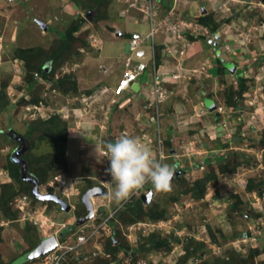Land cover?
Returning a JSON list of instances; mask_svg holds the SVG:
<instances>
[{
	"label": "rangeland",
	"instance_id": "obj_1",
	"mask_svg": "<svg viewBox=\"0 0 264 264\" xmlns=\"http://www.w3.org/2000/svg\"><path fill=\"white\" fill-rule=\"evenodd\" d=\"M108 1L109 4L101 8L106 19L96 25L92 22L94 13L82 6H75L74 0H0V90L5 85L4 91L9 99V106L0 112V195L2 186L12 182L5 168L8 157L15 153L17 155H13L14 159L21 160L25 144L20 138L32 126L37 127V130L33 134L34 145L28 156L30 160L32 156L41 160L34 167L47 169L48 179L57 174H67V178L73 180L70 183L80 191L79 196H74L73 193L78 190L71 189L69 193L73 195L66 198L75 207L71 213L63 211L53 201L47 204L35 203L34 208L39 210L32 214L36 217L38 215L36 226L26 221L22 213H19L17 219L12 212L0 210L1 263H10L26 251L39 246L59 224L75 220L76 211L81 214L86 212L81 198L91 180L86 177L97 178L109 186L108 178L103 177L104 171L110 167V161L102 154L105 151L104 144L127 134L140 138L151 148L156 159L175 164L176 174L192 169L188 174H175L169 191H160L152 186L153 190L141 194L144 210L148 212L159 206L166 212L164 219L156 221L146 218L127 226L121 222L115 225L114 238L119 244L127 243L128 251L119 250L116 254L111 253L109 258L103 257L101 252H105L110 239L103 235L85 249V257L75 259L71 264H180L190 239L204 245L186 264H262L264 148L257 145H261L264 138V0H162L161 10L156 17V28L160 30L156 41L165 42L163 32L176 27L177 32L185 31L187 36L197 42L195 46L200 44L201 48L191 59L188 51L192 53L196 48L189 42L184 56L187 60L182 61L181 79L171 88L175 93L159 105L158 111L153 108L151 117L155 119L154 123L145 115L140 116L139 110L127 108L124 111L119 109V105H113V91L124 75L129 55L134 63H148L150 73H154V68L151 65L150 42L144 47V58L138 59L137 53L131 52L130 38L136 34L144 36L149 29L144 14L130 6L135 3L134 0ZM203 8L206 13L215 14L218 26L215 33L210 30L206 32L200 22ZM127 10H130L132 16H129L131 14ZM80 18L85 23L75 36L90 32L87 37L89 46L69 56L57 69L53 80L40 78L36 72L28 73L23 61L21 65L17 63L16 51L20 48H41L43 52L51 53L57 47L59 38L66 36L73 21ZM116 21L123 30V36L113 38L112 34L103 29L114 32L115 28L111 26ZM7 22H11L9 29ZM12 22L17 34L13 40L10 37L14 28ZM95 31L105 34V50L91 47V40L97 39L92 35ZM96 41L94 44H98ZM178 44L182 46L183 41ZM157 48L161 53L160 66L171 62L178 64L173 56L164 57L163 45ZM215 48L221 54H217L219 52ZM97 51L109 59L100 58ZM94 55H97L96 61ZM218 56H222L229 69L226 74H222L221 80V75L217 74L218 62L215 61ZM46 58L44 53V57H37L36 60L41 63ZM231 63L235 67L233 71L230 69ZM105 66L109 67L107 73H103ZM203 66L208 68L207 74H190L186 71H201ZM47 70L49 72L50 67L47 66ZM175 73L179 74L180 71L169 74ZM30 76L37 77V84L33 88L29 83ZM65 76L77 79V93L67 94L58 88L57 81L63 80ZM148 76L147 71L138 80L146 92L151 87ZM239 78L246 80L247 92L243 100L235 98L238 101L235 107H229L226 103L227 94L232 87L235 91L239 90ZM171 81L177 82L173 78H170ZM221 81L225 84L221 85ZM104 85H110L112 90L106 88L103 91ZM203 92L207 95L214 92V99L218 96V99L209 102L214 109L206 107V101L214 99L203 97ZM34 100L38 102L33 103ZM22 101L27 104H22ZM221 106L224 108L222 112L218 110ZM157 113L160 114L159 118L155 117ZM55 116L67 126L68 139L65 142L55 140L46 131L48 121ZM74 128L83 138L86 137V131L89 133L83 145H80L78 137L73 139ZM143 134L147 138L143 139ZM160 139L163 141V160L160 159ZM168 139L171 145L167 143ZM18 146L21 151L16 149ZM64 149L65 163L60 153ZM220 157L228 158L232 164L244 159L250 160L252 164L249 167L241 166L236 172L218 173L216 182L207 184L202 200L185 193L186 188L193 187L197 180L210 175L207 160L211 161L212 168H220ZM250 180L260 182L261 188L249 192L247 184ZM114 189L115 185L109 186V193ZM58 194L65 199L64 193ZM146 195L149 201L144 197ZM233 195H238L242 200L239 208H235L237 199ZM136 198L134 195L133 200ZM93 202L98 217L110 214L118 206L113 200L110 203L108 196L94 198ZM127 208L125 204L118 209L117 218ZM132 225L135 228L129 231ZM117 232L120 233L118 237ZM211 232L217 241L213 240ZM153 233L169 239L171 249L143 250L144 245L148 249L146 238ZM96 246H99L98 250ZM254 250L259 252L252 257ZM26 259L27 264L40 262L37 258ZM21 260L24 261V258Z\"/></svg>",
	"mask_w": 264,
	"mask_h": 264
},
{
	"label": "trees",
	"instance_id": "obj_2",
	"mask_svg": "<svg viewBox=\"0 0 264 264\" xmlns=\"http://www.w3.org/2000/svg\"><path fill=\"white\" fill-rule=\"evenodd\" d=\"M162 2V0H161ZM75 6H82L86 8L87 10H91L94 13V17L92 18V22H94L96 25H98L99 22L102 20H105L106 14L102 13L103 7L107 6L109 4V1L107 0H74L73 2ZM215 14L214 13H209L205 16L200 17V22L203 27L209 29L212 33H215L217 31V24L215 23ZM85 23V20L83 18L74 20L73 23L70 25V27L66 31V36L63 38H59L57 42V47L51 52V53H46L43 52L41 48L38 49H27V48H20L16 51V57L21 59L23 62L26 64V69L28 73H34L36 72L40 78H43L45 80H53L54 76L57 72V69L60 68L65 61L69 58V56L77 53L80 51L82 48H87L89 46V42L87 41V37L89 36L90 32H82L79 36H75L77 32L80 31L81 27ZM187 36V35H186ZM187 41H194V38L187 36ZM80 43V44H79ZM79 45V46H76ZM76 46V48H75ZM158 49V48H157ZM44 53L46 54L47 58L44 60V62L39 63L38 60H36L37 57H44ZM159 59L160 56L157 57V67L160 66L159 64ZM216 62H218V72L217 74H220V80L222 78V74H226V72L229 71V69L226 66V63L219 57L217 58ZM49 63V65H47ZM50 67V71L48 72L47 66ZM240 79V78H239ZM29 83L31 88H33L37 84V77L30 76L29 78ZM59 83L58 88L65 93L69 92H78V83L77 79L75 77L71 76H65L63 80L57 81ZM221 85H224L225 83L223 81L220 82ZM168 88H172L173 85H165ZM4 88L0 90V112L6 109L9 106V99L6 95V92L4 91ZM231 92H228L227 94V101L226 103L228 104L229 107H235L238 104V101L235 100H243L246 92H247V86H246V80L245 79H240V85L238 87L239 90L235 91L234 87L230 88ZM214 92L210 93L208 95L210 98L214 99ZM213 101V100H209ZM38 102L37 100H34L33 103ZM30 103V102H29ZM22 104H27L26 101H22ZM43 124L42 122H40ZM47 123V122H46ZM48 128L46 129L47 133L50 135H53L55 140L60 139L61 141L65 142L67 138V126L64 124V122L61 121L60 118L57 116L50 118L48 121ZM44 126V124H43ZM65 129V130H64ZM37 130V127L32 126L29 132H27L26 135L21 136L20 141L25 144V150L22 152V155L20 156L21 161H24L27 172L26 174L24 173V166L17 162V160L14 159L13 155H17L13 153L8 157V162L5 166V168L9 171V175L12 179V182L6 183L2 186L1 190V195H0V210L3 212L5 211L6 213L12 212L13 215L18 219V215L20 211L18 209H15L13 206V201L14 199L19 195V194H26L29 195L33 198L34 204L38 202H43L41 201L40 198H38L34 194V190L37 186L47 182L49 179L47 175V169L44 168H35L34 166L39 164L38 162H41L40 159L34 158L32 156V159L30 160V157L28 156L29 153L31 154V150L33 149V134ZM64 130V132H62ZM63 133V134H62ZM19 141V145L21 144ZM261 146L264 148V138L261 140ZM167 143L171 145V140L168 139ZM19 151L21 149L19 146L16 148ZM17 150V151H18ZM16 151V150H14ZM62 158L64 159V163L66 160V151L61 150L60 151ZM51 161V160H50ZM228 158L226 157H220L218 158L219 162V167L218 170L212 168L211 161L207 160V164H209L210 167V175L204 178H200L199 180L196 181L193 187L191 188H186L187 194H191L195 199L197 200H202L204 197V194L206 193L207 189V184L211 181L217 180L218 173H226V172H236L238 168L241 166H246L249 167L251 166V161L244 159L241 161H235L234 164L228 162ZM50 165H52V162H49ZM29 179H34V181H29ZM184 184H187L185 181H183ZM260 183V182H259ZM255 182V180H250L247 184V190L249 192L254 191L255 189H260L261 184ZM97 186V183L94 180H90L88 182L87 187L85 189H90ZM22 192V193H21ZM234 198L237 199L235 208H239L240 204H242L241 198H239L238 195H233ZM126 206L128 207L127 209L123 210V212H120L118 222H121L122 224H125L126 226L132 223H135L139 220H144L146 218H150L152 220H161L166 217V212L163 209H160L159 206H155L154 208H151L146 212L143 208V202L141 199H135L132 202H127ZM234 210V209H233ZM236 210V209H235ZM84 215V214H83ZM32 225V224H31ZM68 233V232H67ZM120 235L119 232H117L116 236L118 237ZM211 236L214 241H217L216 236L214 233L211 232ZM117 241L115 238L111 237L109 239L108 244L105 247V252L108 254H116L119 250H129V246L127 243H121L118 245L115 244ZM147 244H149V247L144 245L142 246L143 250H162V249H171L170 247V240L166 238H161L160 236H157L156 234H150L148 238H146ZM203 243H197L194 240L190 239L188 241L187 246H186V251L185 254L182 256V260L180 261V264H186L190 258H192L198 250L203 247ZM38 247V246H37ZM35 248L26 251L25 254H23L20 257L15 258L12 262L7 263V264H27V260L24 259L20 261V259L24 258L25 255L29 254L31 251H33ZM259 251L254 250L252 257H255ZM44 257V256H43ZM43 257H39L37 259H41ZM73 259V258H72ZM36 260V259H35ZM20 261V262H19ZM33 261V260H31ZM73 261V260H71ZM0 264H5L4 262ZM229 264V263H225ZM264 264V262H262Z\"/></svg>",
	"mask_w": 264,
	"mask_h": 264
},
{
	"label": "built area",
	"instance_id": "obj_3",
	"mask_svg": "<svg viewBox=\"0 0 264 264\" xmlns=\"http://www.w3.org/2000/svg\"><path fill=\"white\" fill-rule=\"evenodd\" d=\"M135 3H132L130 6L137 9L138 11L144 14V19L149 27L148 32L142 35H135L133 38L130 39L131 45V52L137 53L139 58L144 57L145 50L143 49L148 42L151 43L150 51L152 56L151 65L154 68V73H150L148 68V63H134L132 56L129 55L126 60L125 64V71L123 77L120 79L117 87L114 89L115 95H120L124 91L129 90L133 84H135L139 77L144 75L147 71L149 74V81L150 88L146 94V103L144 105V109L149 108H157L159 105L165 103L171 95L175 92L171 90V88L166 87V84H170V78L173 80H180L181 79V71H183V67L180 63L177 64L180 73L169 74V73H160V68L157 67V57L161 56V53L158 52L157 47L164 46L162 50V54L164 57L173 56L175 60H179L180 58H184L187 53V48L189 46V41H187L186 32H177L174 27L173 29H168V31H162L164 34V41L163 43H158L156 38L160 32L159 29L156 28V17L161 10V0H134ZM129 11V10H127ZM172 24V23H171ZM183 24V23H181ZM187 26V25H186ZM188 27V26H187ZM207 32V29L204 28ZM96 40V39H95ZM95 40H93L95 42ZM180 41H183V45L179 47L178 44ZM95 45V44H94ZM96 46V45H95ZM141 65L143 66L141 69ZM208 68L205 66L202 67L201 71L199 70H186L188 73H203L207 74ZM207 77H210L207 75ZM186 79V78H185ZM206 95V93H204ZM223 107H219V111H223ZM160 114L157 113L156 118H159ZM159 120V119H158ZM158 135H160V128L158 127ZM147 138L146 134H143V139ZM162 140L160 139L159 142V150H160V159L163 160L165 158L162 152ZM104 154V152H103ZM149 183L145 184V186L138 191H136L132 196L136 195L137 197L141 196V193L145 192L146 187ZM68 185L66 179L63 178L62 175L55 176L51 181H49L46 185L40 187V191L42 194H48V191L51 189H62ZM131 196V197H132ZM17 203L21 206L27 204L24 201L18 200ZM22 208V207H21ZM117 210L113 211L107 216L101 217V220L96 224H83L81 226H77L76 230L72 233H65L66 230L70 229L73 225L70 221L61 224L60 227L54 232V235L57 238V246L52 251L48 252L42 259L41 262L38 264H71V260H79L85 257L86 252L85 249L90 244L94 243L96 240H99L103 235L106 237H113L115 229L112 225V221L116 216ZM26 218L33 220L34 217L31 215V212L27 213ZM35 224L38 222L35 220ZM155 226V225H154ZM135 228L131 226L129 228L130 231ZM95 249H99V246H96ZM94 255H98V253L93 252ZM102 255L106 258L110 257V254L106 252H101ZM73 258V259H72Z\"/></svg>",
	"mask_w": 264,
	"mask_h": 264
},
{
	"label": "clouds",
	"instance_id": "obj_4",
	"mask_svg": "<svg viewBox=\"0 0 264 264\" xmlns=\"http://www.w3.org/2000/svg\"><path fill=\"white\" fill-rule=\"evenodd\" d=\"M207 14L208 13L202 14V16H205ZM207 30H209V29H207ZM90 43H91V47L97 48V49L100 50L99 45L95 44L96 45L95 46L93 40H91ZM144 47H146V46H144ZM144 47H143V49H144ZM145 52H146V50H145ZM217 52H219L217 54H221V51L220 50L218 51V49H217ZM145 56H146V53H145L144 57ZM144 57H142V58H144ZM218 58H219V56H218ZM220 58L223 60L222 56H220ZM138 59H141V58L138 57ZM216 59H217V57H216ZM136 63L139 64L138 62H136ZM144 63H146V62H144ZM232 65L233 64L231 63L230 66H232ZM142 67L143 66L141 65V69H142ZM176 81L177 82L175 84H178L180 80L179 81L176 80ZM172 84H173V81H171L170 85H172ZM129 90H126V91H129ZM126 91H124V92H126ZM113 94H114V96H118V95H115V93H113ZM203 94H204V92H203ZM207 96H208L207 94L203 95V97H207ZM217 97L218 96L216 95V97H215V99L213 101L218 99ZM220 103L222 104V102H220ZM116 105H118V104H116ZM143 108H144V106H143ZM104 149H105L104 157H107L108 160L110 161V167L106 171L111 175L112 181L115 182V189L110 194L109 193V186H107L106 183H103L101 180H98L97 178L86 177L88 179L94 180L97 183V186H95V187H101V188H103L105 190V192L101 196L92 197L91 198V202L93 204L94 215H93V217L91 219H89L88 221H86L83 224H87V223L96 224V223H98L101 220V217L109 215L108 213H105L102 216L98 217L97 211L94 208V205H95V203L93 202L94 198H99V197H102V196H108V199H109L110 203L113 200L115 203L118 204V206L116 208H114V211H115V210L121 209L122 206H125V204H127V202H132L133 201V197H134L132 195L136 191H138L139 189L143 188L145 186V184H147V183H149V184L147 185L146 190L143 193H147L150 190H153L152 186H154L155 189L160 190V191H169L171 189V182L173 181V179L175 177V174H176V165L175 164L164 163V162L156 159L154 157V155H153V152H152L151 148L149 146H147L145 143H143L140 138L133 137V136H130V135H127V134H122L121 136L116 138L114 142L113 141L106 142L104 144ZM191 169L192 168H189L185 172L183 171L181 173H187L188 174V173H190ZM195 169H196V167H195ZM57 175H62L63 178L67 180L68 185L65 188H62V189H51L50 191H48V194L49 195L52 194V195L60 197L58 192L64 193L65 199H64V197H62V198L60 197V199L64 200L70 206V210L69 211L64 210L63 207L59 203L54 201V200H48V201L49 202L53 201V202L57 203L58 207L61 208L63 211H65L67 213H71L72 211H75V207L72 204H70L66 200V198L67 199L71 198V195H73V194H74V196L75 195L79 196V192L80 191L78 190L77 187L73 186L72 183H70L73 180L68 179L66 174H57ZM57 175H55V176H57ZM55 176H53L47 182L39 185L38 186V192L40 191V187H42L43 185H46ZM95 187H93V188H95ZM93 188H90V189H93ZM71 189L72 190L76 189V190H78V192L70 194L69 191ZM90 189H85L84 188V190L82 192V196H81L82 199H83L84 193L87 192ZM48 194H42L41 192H39V195H43V196L48 195ZM35 195L38 198H40L39 195H37V194H35ZM140 197L141 196L137 197L136 199H140ZM18 200L24 201L27 204L21 206V205H19L17 203ZM41 201H43L45 203L48 202V201H45V200H42V199H41ZM13 206H14L15 209H18L20 211V213L23 214V216H25V219H27L26 221H29V223L32 224V225H35V226L37 225V224H35V220L37 219L38 215L36 217L35 215H32V214L33 213L36 214L37 212H39V210H38V208H34V200H33V198L31 196L26 195V194L18 195L13 201ZM101 209L103 210L104 208H101ZM84 210H86L84 215L81 214V213H78L76 211L77 217H76L75 220H73L74 222L70 221L73 225L70 227V229H68V233H72L73 231H75L77 226L83 225V224L79 225L78 224V220H79V218H85L89 214L86 206L84 207ZM28 212H31V215L34 217L33 220H30L29 218H26ZM18 221L21 222L20 220H16V222H18ZM117 223H118V218H117V212H116V216H115V218L112 221V225H113L114 229H115V225ZM60 225L61 224H59V226L56 227V230L60 227ZM132 226H134V225H132ZM66 231H65V233H66ZM54 232H52L50 237H48V238H52L53 237V238L56 239V242H57V238L54 235ZM114 235L115 234H113V237H114ZM108 238H111V237H108ZM41 244H42V242H41ZM115 244L118 245V242H116ZM86 250H87V248H86ZM46 254H48V253H46ZM37 258H39V257H37Z\"/></svg>",
	"mask_w": 264,
	"mask_h": 264
},
{
	"label": "crops",
	"instance_id": "obj_5",
	"mask_svg": "<svg viewBox=\"0 0 264 264\" xmlns=\"http://www.w3.org/2000/svg\"><path fill=\"white\" fill-rule=\"evenodd\" d=\"M198 1V0H197ZM197 1H193V3H197ZM215 11V10H214ZM129 14H131V15H129V16H132V13H130L129 12ZM18 17V14H16L15 15V17ZM16 17V18H17ZM15 21V20H14ZM117 22V21H116ZM7 24H8V29L11 27L10 25H11V22H7ZM13 22H12V31H11V35H10V37H12V40L13 39H15L16 38V26H13ZM146 25V24H145ZM112 28H115V31L113 32H107V30H105V29H103V31H105L106 33H108V34H112L113 35V38H117V37H121V36H123V30H122V28H120V26L118 25V22L117 23H113V25L111 26ZM148 27V26H147ZM149 30V29H148ZM148 32V31H147ZM146 32V33H147ZM92 35H94V37L96 36V38H97V42H98V45H99V48H100V50L102 51V50H105V46H104V40H103V38H104V36L103 35H105V34H99V32L98 31H95L94 32V34H92ZM136 35H139V34H136ZM16 40H18V38L16 39ZM189 41V40H188ZM189 42H192V44H194L192 47H195L196 48V50H193V52L194 51H196V53L194 54L193 52L192 53H190V51H188V53H189V55L191 56V59H192V57L194 56H196L197 55V50H199L200 48H201V45L199 44V46H195V44H197V42H195V41H189ZM215 51L217 50V48H215L214 49ZM101 51L100 52H96V53H98V56L100 57V58H102V59H109V58H104V55L102 56L101 55ZM95 52V51H94ZM96 56L97 55H94L93 57H94V59H95V61H96ZM17 63H20V65L21 64H23V62H22V60L21 59H19V58H17ZM175 60V59H174ZM187 59H179L178 60V63H180L181 65L183 64L182 63V61L183 62H185ZM216 61V60H215ZM172 64H165V65H163V66H160V73H167V72H169V73H171V72H177L178 70H179V68L177 67V65H175L173 62H171ZM92 64H93V61H92ZM95 64H96V62H95ZM109 71V67L108 66H105V67H103V73H107ZM139 80V79H138ZM173 84H175V83H173ZM172 84V85H173ZM105 86V87H104ZM103 87H104V89H103V91L106 89V88H108V89H110V90H112L111 88V86L110 85H104ZM102 87V88H103ZM142 92H144V93H142ZM140 94H142V95H140ZM146 94H147V92L146 91H144V89H143V85L142 84H140V83H138V81L135 83V84H133V86H132V88L129 90V91H126V92H124L123 94H121V95H118V96H114L113 97V95H112V97H113V105H116V104H118L119 105V109H121V110H124L125 111V109H136V111H138L139 110V115L141 116H146L147 118H150V120H151V122L152 123H154V121H155V119L154 118H152L151 117V113L153 112V108H149V109H144L143 108V106L145 105V103H147L146 102ZM115 102V103H114ZM209 102L210 101H206V107H208L209 106ZM202 105V104H201ZM117 106V105H116ZM163 106V105H162ZM197 108H199V105L197 106ZM141 113V114H140ZM137 114V113H136ZM86 134V137L85 138H83V136H82V134L77 130V129H75L74 128V132H73V135H72V137H73V139H74V137H78V141H79V139H80V145L82 144L83 145V142H85V139H88V137H89V133L86 131L85 133H84V135ZM88 135V136H87ZM71 138V137H70ZM82 138V139H81ZM80 148V147H79ZM79 151H81V148H80V150ZM103 151V150H102ZM102 154H103V152H102ZM72 159H74V158H72ZM68 163H69V161H68ZM99 170H102V168H99ZM67 175V174H66ZM103 177L105 178V179H107L108 178V183H110L109 184V186H111V185H115V182H113L112 181V177L111 176H109V173L107 172V171H104V175H103ZM110 177V178H109ZM107 182V181H106Z\"/></svg>",
	"mask_w": 264,
	"mask_h": 264
},
{
	"label": "water",
	"instance_id": "obj_6",
	"mask_svg": "<svg viewBox=\"0 0 264 264\" xmlns=\"http://www.w3.org/2000/svg\"><path fill=\"white\" fill-rule=\"evenodd\" d=\"M206 13V9L203 8V14ZM231 70L233 71L234 70V66H230ZM209 108L211 109H214L213 106H210L209 105ZM17 162L21 163L23 166H24V173L26 174L27 172V168H26V165L24 163V161H21V160H17ZM181 173L178 172L176 175H180ZM175 175V176H176ZM29 181H34V179H29ZM151 191V190H150ZM149 191V192H150ZM35 194L39 195V192H38V186L35 188V190L33 191ZM105 192V190L101 187H95L93 189H90L88 190L87 192L84 193V196H83V202L85 204V206L87 207V210H88V215L85 217V218H79L78 220V224L81 225L83 223H85L86 221H88L89 219H91L94 215V212H93V204L91 202V198L92 197H98V196H101L103 195V193ZM39 197L42 199V200H45V201H48V200H54L56 201L57 203H59L64 210L66 211H69L70 210V206L62 199H60L58 196H55V195H52V194H48V195H39ZM146 197L147 201L150 200V198H148V196H144ZM150 197V196H149ZM57 245V242H56V239L55 238H48L46 240H44L42 242L41 245H39L36 249H34L33 251H31L29 254L26 255V258H37V257H42L44 256L46 253H48L49 251L53 250ZM25 257L24 259L27 260Z\"/></svg>",
	"mask_w": 264,
	"mask_h": 264
}]
</instances>
